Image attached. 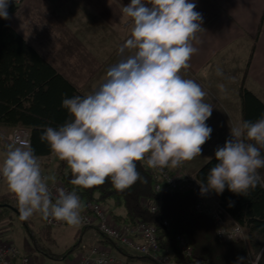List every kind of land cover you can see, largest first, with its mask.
Here are the masks:
<instances>
[{"label": "clouds", "instance_id": "1", "mask_svg": "<svg viewBox=\"0 0 264 264\" xmlns=\"http://www.w3.org/2000/svg\"><path fill=\"white\" fill-rule=\"evenodd\" d=\"M10 0H0V18L10 19ZM192 0H131L121 7L129 18L130 37L119 47L121 57L106 72L104 82L86 96L65 97L70 119L58 128L45 127L40 136L53 155L66 161L70 183L92 188L110 179L117 190L138 180L137 163L149 168L176 169L201 156L213 129L206 124L213 106L193 79L181 74L197 52L193 46L204 31L202 14ZM216 74L222 76L220 68ZM224 91V85H218ZM264 116L230 127L224 146L217 147L201 194L228 190L245 194L264 187ZM211 161L212 158H207ZM0 177L17 199L20 220L40 214L44 220L71 226L82 222L80 196L73 189H56L53 196L42 175L39 157L25 141L9 144L0 163ZM229 206H233L230 202ZM255 257H238V264H260ZM96 264H103L97 261Z\"/></svg>", "mask_w": 264, "mask_h": 264}, {"label": "crops", "instance_id": "2", "mask_svg": "<svg viewBox=\"0 0 264 264\" xmlns=\"http://www.w3.org/2000/svg\"><path fill=\"white\" fill-rule=\"evenodd\" d=\"M192 2L196 4L195 10L202 14L204 31L196 34L193 46L197 52L189 61V68L181 74L186 79L195 80L207 93L205 102L214 109L206 124L213 131L202 146L201 156L176 169H168L172 173L196 176L209 162L207 158L215 157L217 147L224 146L230 136V127L242 123V86L264 104V0ZM130 3L131 0H22L17 4V11L9 14L7 22L61 76L86 96L98 89L104 82L107 70L121 58L118 49L131 32L129 18L122 15L121 7ZM217 68L222 70V76L216 74ZM220 84L224 85V91L218 87ZM6 130L0 128V163L8 146L2 139V133ZM39 162H43L41 170L48 184L59 180L61 172L69 169L68 166L64 169L65 161L53 154L39 157ZM7 193L11 192L4 182L0 195ZM209 194L210 198L219 202L215 195ZM105 207L112 215L113 208ZM114 213L121 217L125 215L121 208L115 209ZM31 219L33 228L37 226L36 219L40 220L39 225L46 226L40 214H34ZM229 219L233 222L230 216ZM17 221L20 222L16 212L0 209V231L3 236L4 231L11 229ZM41 227L36 231L44 228ZM66 234L74 244L78 235L80 242L78 249L63 259L67 264H75L79 260L86 251L83 246L107 250L121 264H141L140 261L128 260L127 256L108 245L95 228H85L81 223L52 228L53 246L48 242L44 244L53 253L62 254L65 251L55 252L53 247ZM40 254L35 250L37 262H34L35 256L31 254L22 255L31 257L33 264H41L44 259L39 256L44 255Z\"/></svg>", "mask_w": 264, "mask_h": 264}, {"label": "trees", "instance_id": "3", "mask_svg": "<svg viewBox=\"0 0 264 264\" xmlns=\"http://www.w3.org/2000/svg\"><path fill=\"white\" fill-rule=\"evenodd\" d=\"M17 9V5L10 0L8 13H15ZM250 62L251 59L247 68ZM77 95L83 96L12 29L7 20L0 18V128L28 129L30 147L34 154L37 157L50 156L52 155L50 146L46 142L42 143L40 136L45 127L58 128L70 119L67 110L62 107V101L65 97ZM240 98L242 122H256L264 116V104L244 86L240 90ZM261 153L264 155V148H261ZM216 163L215 157L212 158L197 172L196 179L206 182L210 169ZM63 167L67 168L66 161ZM137 171L142 179L124 190L115 189L110 179L102 185L87 189L74 186L70 183L72 179L70 169L67 172L63 170L59 180L67 188L74 189L83 202L111 206L113 218L118 223L142 221L154 225L158 231L161 248L165 253L172 254L177 264H238V257H245L247 260L264 249V187L257 186L243 195L231 192L227 186L222 194L210 191L217 197L233 222L246 232L244 240L223 243L217 238L214 221L194 211L196 197L193 194L167 190L158 195L154 190L152 178L141 162L137 163ZM258 171L264 177V169ZM146 202L159 203V209L152 212L146 206ZM230 202L233 205L231 207ZM13 208L17 210L19 218L18 202L14 194H1L0 209L11 211ZM118 208L124 210V216L114 213ZM164 221L169 222L170 228L164 227ZM20 222L31 237L35 249L51 260L61 261L80 246L77 235L72 247L62 254H55L44 244L45 242L52 244L51 227L45 226L35 231L31 218ZM179 235L191 240L193 245L191 258H183L178 253L176 237ZM104 239L130 261L157 264L146 257L132 256L108 238ZM260 264H264V258Z\"/></svg>", "mask_w": 264, "mask_h": 264}, {"label": "built area", "instance_id": "4", "mask_svg": "<svg viewBox=\"0 0 264 264\" xmlns=\"http://www.w3.org/2000/svg\"><path fill=\"white\" fill-rule=\"evenodd\" d=\"M11 1L15 5L20 3V0ZM2 139L7 145H18L21 140L25 141L28 146L31 144L30 131L22 127L4 131L2 133ZM56 158L58 159V157ZM141 163L152 178L154 190L158 195H161L167 190L193 194L196 197L194 211L198 214L208 216L214 221L219 241L223 243H232L245 239V230L240 225L230 221L229 215L222 208L221 204L210 198L209 192L201 194L200 184L196 176L191 177L172 173L168 168L163 170L152 169L149 168L145 162ZM42 175L44 176L43 172ZM4 182V179L0 177V189ZM48 186L53 196L56 195L57 188L72 191L67 188L61 180L48 184ZM81 204V225L83 227L95 228L103 237L108 238L127 253L149 258L157 264H177L174 256L165 253L161 248L158 231L154 225L142 221L118 223L105 205L83 202L82 200ZM145 204L152 212H156L160 205L159 203L152 204L150 202H146ZM44 221L46 226L51 228H60L67 225V223L63 221ZM164 227L170 228L168 221H164ZM176 246L178 253L183 258H191L193 256V245L188 237L184 235L177 236ZM82 248L86 251L75 264H96L97 261H102L103 264H121L120 261L107 250H102L97 246H93L90 249H87L86 246ZM0 264H33V260L29 256L22 255L16 244L12 240L5 239L0 231Z\"/></svg>", "mask_w": 264, "mask_h": 264}, {"label": "rangeland", "instance_id": "5", "mask_svg": "<svg viewBox=\"0 0 264 264\" xmlns=\"http://www.w3.org/2000/svg\"><path fill=\"white\" fill-rule=\"evenodd\" d=\"M21 1L22 0H20L19 2H21ZM42 163H41V166H43ZM190 176L192 177V175H190ZM39 221L40 220L36 219L37 226L35 225V228H33V229H35V231H36V228H38L39 226L45 227L42 224L39 225L40 224ZM5 226L7 227L6 224H5ZM4 233H5L4 234L5 238H11L13 240V242L16 244V246L19 248V250L22 254H31L32 256H35V250L36 249L33 245L31 237L26 232V229L24 228V225L22 223H20L18 221L14 222L11 229L4 231ZM2 236H3V234H2ZM49 245L53 246L51 244H49ZM73 245H74V243L71 240L70 236L68 234H66L64 239H59V244L56 247H53V249L55 252H58V251L62 252V251H65L67 248L72 247ZM40 255H42V254H40ZM36 257H38V256H35V258H33L34 262H37L38 258H36ZM39 257H42L44 259L43 263H41V264H67V261H65V260L56 261V260H50V259L46 258L45 256H39ZM141 264H147V263L141 262Z\"/></svg>", "mask_w": 264, "mask_h": 264}, {"label": "water", "instance_id": "6", "mask_svg": "<svg viewBox=\"0 0 264 264\" xmlns=\"http://www.w3.org/2000/svg\"><path fill=\"white\" fill-rule=\"evenodd\" d=\"M13 211H15L16 213H18V212H17V210H16V209H14V208H13Z\"/></svg>", "mask_w": 264, "mask_h": 264}]
</instances>
